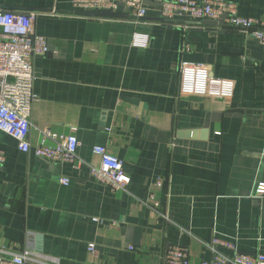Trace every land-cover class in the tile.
<instances>
[{"label":"crops","instance_id":"0c3cea01","mask_svg":"<svg viewBox=\"0 0 264 264\" xmlns=\"http://www.w3.org/2000/svg\"><path fill=\"white\" fill-rule=\"evenodd\" d=\"M71 1L0 0L36 13L47 40L33 62L31 146L75 130L83 162L51 164L0 133V252L30 251L27 264H164L184 247L198 264L217 237L264 254V44L206 20L165 21L154 5L135 21L123 8L81 16ZM226 1L264 22V0ZM134 33L147 48L131 46ZM96 146L122 161L124 192L91 177Z\"/></svg>","mask_w":264,"mask_h":264},{"label":"built area","instance_id":"2783aa9c","mask_svg":"<svg viewBox=\"0 0 264 264\" xmlns=\"http://www.w3.org/2000/svg\"><path fill=\"white\" fill-rule=\"evenodd\" d=\"M144 1L153 3L163 20L222 22L223 26L247 33L264 44V22L239 16L236 6L226 0H72L71 7L76 12L113 13L123 8L130 12L135 21H139L147 12ZM36 17V13L21 14L0 9V133L13 139L22 153L32 152L36 158L51 164H75L79 168L83 162L77 157L80 143L75 130L66 136L45 131L40 144L32 147L29 142L32 127L30 114L37 101L33 92V62L48 53L46 38L33 30ZM149 41L148 35L134 33L130 44L135 48H147ZM47 141L51 144H47ZM92 153L99 157V165L89 167L91 177L113 192H124L128 177L122 161L108 154L102 146L93 147ZM3 162L4 150L0 147V164ZM59 183L67 186L69 180L61 178ZM255 194L264 196V183L257 185ZM149 199L154 202V207L158 206L152 197ZM88 249L93 252L94 245L90 244ZM209 249L211 258L198 264H264V254H239L235 245L217 237L213 238ZM220 249L232 251L233 254L227 256ZM30 256V251L10 256L0 252V264H27ZM163 261L164 264H191L189 251L184 247L168 248Z\"/></svg>","mask_w":264,"mask_h":264},{"label":"water","instance_id":"95a60500","mask_svg":"<svg viewBox=\"0 0 264 264\" xmlns=\"http://www.w3.org/2000/svg\"><path fill=\"white\" fill-rule=\"evenodd\" d=\"M145 5H153V3L144 1ZM81 16H86V17H102V18H113L116 17L113 12L111 11H101V12H91V11H85V12H76ZM132 18V17H131ZM167 21V20H165ZM171 22V21H169ZM203 25H210V26H223L222 22H214V21H208V22H203Z\"/></svg>","mask_w":264,"mask_h":264}]
</instances>
